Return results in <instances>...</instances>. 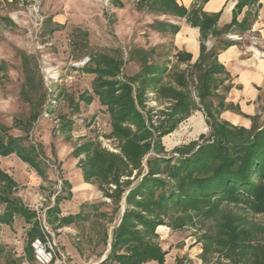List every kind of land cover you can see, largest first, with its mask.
<instances>
[{
  "label": "trees",
  "instance_id": "obj_1",
  "mask_svg": "<svg viewBox=\"0 0 264 264\" xmlns=\"http://www.w3.org/2000/svg\"><path fill=\"white\" fill-rule=\"evenodd\" d=\"M139 5L150 13L186 18L189 24L199 28L200 57L186 70L170 72L167 64L152 59L153 50L139 48L127 61L120 50L91 55L82 70L96 76L93 93L80 94L78 102L72 95L67 98L76 111L79 102L90 104L94 96L99 98L110 114L111 132L107 138L119 141L118 151L105 149L101 142L87 140L77 145L73 156L79 159L78 167L85 181L96 184L110 203H84L78 214L60 218L58 205L65 198L62 190L47 211V221L52 225L58 223L57 229L95 219L103 228L99 233L103 234V243L107 246V226L115 222L124 202L121 221L112 231L110 253L98 264L151 261L165 264L168 252L159 241L158 227L179 230L204 217L216 220L213 229L202 236L206 262L211 252H220L229 260L225 264H264V227L222 211L224 204H244L253 213L264 214V125L258 123V116L251 117V128L234 126L220 117L226 105L218 90L225 79L218 76H227V71L218 57L234 44L225 35L237 25L236 14L230 25L219 30L220 13L208 14L201 7L187 10L177 0H140ZM243 6L241 1L237 5ZM4 20L13 24L10 18ZM179 29L169 22H156V30L162 33L176 34ZM210 40L214 43L209 48ZM176 58L179 63H189L192 55L179 52ZM132 60L140 63L141 68L129 76L124 69ZM23 71L25 83L21 96L34 109L25 125L28 132L38 120L48 95L43 80L40 78L37 82L26 57ZM191 83L205 109L210 133L202 136L201 143L192 142L167 155L163 138L177 130L198 109ZM150 94L155 95L153 101L166 103L167 107L154 113V109L147 107ZM61 120V131H72L74 122L64 117ZM9 131V127L0 123V156L16 154L40 176H45L40 149L34 144L25 145V138L13 137ZM151 152L154 155L148 156ZM141 175V181L135 184ZM63 185L69 184L63 182ZM17 188L15 179L0 169V205L3 206L0 223L12 226L16 218L21 217L31 225L26 254L32 259L31 243L42 237L40 222L37 212L15 195ZM104 207H110L111 211L103 210ZM1 255L0 249V258ZM177 264L184 263L179 260Z\"/></svg>",
  "mask_w": 264,
  "mask_h": 264
},
{
  "label": "rangeland",
  "instance_id": "obj_2",
  "mask_svg": "<svg viewBox=\"0 0 264 264\" xmlns=\"http://www.w3.org/2000/svg\"><path fill=\"white\" fill-rule=\"evenodd\" d=\"M121 1L123 6H118L113 0H0V123L10 128L9 134L13 137L25 138V145L34 144L40 149L45 176H40L16 154L0 156V169L17 181L15 195L31 209H39L41 219L47 220L46 209L54 205L56 195L64 189V178L72 177L71 171H76L74 166L79 159L73 156V152L77 145L93 140L101 142L107 150H118L119 141L107 138L111 132V119L99 98L93 95L92 103L79 102L78 111L67 98L72 95L78 102L80 94L86 91L93 93L96 76L82 70L91 55L113 54L115 50H120L127 61L131 53L135 55V50L141 48L153 50L152 59L167 64L170 72L187 69L174 55L173 36L156 30L157 21L173 19L140 9L138 0ZM4 18H10L13 24ZM225 38L239 43L244 57L250 61H264V38L256 32L239 34L231 31ZM213 43V40L208 41V47H212ZM24 57L34 70L37 82L40 78L43 80L48 95L38 120L28 132H25V125L34 109L21 96L25 83ZM140 68L137 61H128L124 73L131 76ZM218 78L230 80L218 90L226 105L221 119L234 126L251 128V117L258 116V123L264 125V85L254 90L243 87L237 81L232 83L235 77L231 80V76L227 78L222 74ZM191 90L198 109L177 130L163 138L167 155L192 142L201 143L202 136L210 133L208 117L192 83ZM253 90L255 96H252ZM149 97L147 107L154 109V113L167 107L166 103L153 101L155 95L150 94ZM218 100L219 97L214 99L215 105ZM63 117L74 122L72 131H61ZM153 155L151 152L148 156ZM144 167L146 169V164ZM142 177H138L135 184ZM82 201L74 198L64 203L78 206ZM101 201L110 203L101 192L95 191L86 200L89 204ZM102 209L111 211L110 207ZM124 209L123 202L115 222L107 226V246L103 243V234L99 233L103 228L95 219L61 231L51 226L68 264H98L107 257L111 250L112 231L121 221ZM2 211L3 206L0 205ZM222 211L241 217L251 225L264 227V214H255L244 204H224ZM215 224L214 219L199 217L196 224L179 230L158 227L159 241L168 252L165 264H177L179 260L184 264L229 263L225 254L220 252H211L208 262L203 259L205 242L202 236ZM30 228L31 225L21 217H17L12 226L0 224V264H37L34 256L29 259L26 254ZM145 264L161 263L151 261Z\"/></svg>",
  "mask_w": 264,
  "mask_h": 264
},
{
  "label": "crops",
  "instance_id": "obj_3",
  "mask_svg": "<svg viewBox=\"0 0 264 264\" xmlns=\"http://www.w3.org/2000/svg\"><path fill=\"white\" fill-rule=\"evenodd\" d=\"M240 1L244 4V6L239 8L237 7V5ZM113 2L118 6H123L121 0H113ZM139 2L140 0H138V3ZM177 3L187 10H191L194 7H201L203 11L208 14L220 13V18L217 25V28L219 30H222L226 26L230 25L233 22L234 16L236 14L237 25L233 26V32L243 34L248 31H254L257 35L264 38V0H177ZM159 15H163L170 20L173 19L172 21L164 22L178 25L180 28L176 34L172 32L168 33L173 36L172 42L175 56L179 52L192 55L191 62L181 64L185 65L188 68L189 64H194L195 62H197L201 53L200 29L189 24L186 18L164 14ZM158 33L162 32L158 31ZM240 48L241 45L237 42H234L232 46L219 54V63L225 67L227 71V78L230 76L231 80L233 77L236 78V80L231 81L232 83H234V81H237L245 88L256 90L257 87H261L264 85V61H250L249 59L244 57L243 51H241ZM229 81V78L225 79V83ZM152 95L154 96V94ZM255 95L256 93L254 92L252 96ZM78 163L79 160L74 166L76 171L73 170L70 173L72 177L67 176L63 181L65 183H68L69 185L64 186L62 196H64L65 198L58 205V207L60 208V214H58V216L60 218L78 214L81 210V206L84 203H87L86 200L88 201V199L91 198V195L94 191L96 193L101 192L96 184L85 181L83 172L81 168L78 167ZM65 193L67 195H65ZM74 198L83 201L79 203L78 206L76 204L74 205V203H70L69 205L64 203ZM51 207L52 206H48V209H46V215L47 211ZM57 224L58 223H56L55 225L50 224V226L55 227L58 226ZM71 226L72 225L62 226L60 228H57V230L61 231L63 228ZM105 257L100 262L106 259Z\"/></svg>",
  "mask_w": 264,
  "mask_h": 264
},
{
  "label": "built area",
  "instance_id": "obj_4",
  "mask_svg": "<svg viewBox=\"0 0 264 264\" xmlns=\"http://www.w3.org/2000/svg\"><path fill=\"white\" fill-rule=\"evenodd\" d=\"M98 126H100V123H98ZM113 151L117 152L118 150ZM36 210L35 211L38 214V220L40 222V229L42 233V237L34 239L31 243L36 263L68 264L67 257L60 247L55 231L49 225L46 218H40L39 209Z\"/></svg>",
  "mask_w": 264,
  "mask_h": 264
}]
</instances>
